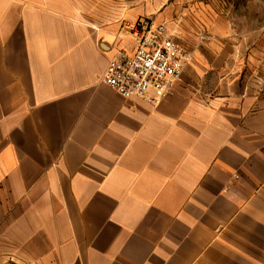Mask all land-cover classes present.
<instances>
[{
  "label": "crops",
  "instance_id": "crops-1",
  "mask_svg": "<svg viewBox=\"0 0 264 264\" xmlns=\"http://www.w3.org/2000/svg\"><path fill=\"white\" fill-rule=\"evenodd\" d=\"M162 21L192 61L160 104L122 98L109 60ZM0 264H264V23L231 0H0Z\"/></svg>",
  "mask_w": 264,
  "mask_h": 264
},
{
  "label": "built area",
  "instance_id": "built-area-1",
  "mask_svg": "<svg viewBox=\"0 0 264 264\" xmlns=\"http://www.w3.org/2000/svg\"><path fill=\"white\" fill-rule=\"evenodd\" d=\"M132 52L119 50L108 62L104 83L124 99L158 105L181 79L193 54L175 40L168 22L146 24Z\"/></svg>",
  "mask_w": 264,
  "mask_h": 264
},
{
  "label": "rangeland",
  "instance_id": "rangeland-1",
  "mask_svg": "<svg viewBox=\"0 0 264 264\" xmlns=\"http://www.w3.org/2000/svg\"><path fill=\"white\" fill-rule=\"evenodd\" d=\"M231 3L237 7L239 13H250L254 28L264 23V0L263 2H258L256 0H251L249 2H245V0H231ZM243 16L246 18L250 17L248 15Z\"/></svg>",
  "mask_w": 264,
  "mask_h": 264
}]
</instances>
